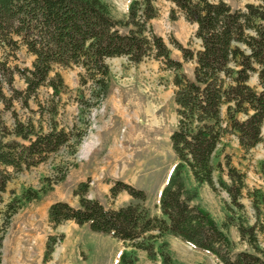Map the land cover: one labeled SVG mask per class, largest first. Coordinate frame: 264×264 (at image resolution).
<instances>
[{"label": "trees", "instance_id": "obj_1", "mask_svg": "<svg viewBox=\"0 0 264 264\" xmlns=\"http://www.w3.org/2000/svg\"><path fill=\"white\" fill-rule=\"evenodd\" d=\"M167 1L187 22L196 25L194 37L201 48L192 52L177 45L183 60L194 62L192 79L186 77L181 62L170 57L167 45L150 27V21L158 16L155 0H131L125 20L115 19L103 0H0V45L15 50L20 44L33 57L31 68L18 70L25 84L23 92L13 91L10 79L7 81L15 98L23 95L27 102L42 87L59 97L64 84L60 74L54 72L56 66L82 70V84L90 83V96L94 98L91 107L99 106L108 94L107 59L125 57L129 63L139 64L151 57L174 73L177 124L169 142L177 163L159 196L160 215L150 214L143 190L113 183L109 190L112 198L126 192L133 202L108 209L97 200L86 198L88 184L80 183L73 192L79 198L78 206L54 202L48 208V221L52 228L67 221L87 225L93 233L145 252L149 260L160 257L161 264H174L161 245L156 247V241L164 235L212 255L218 264H264V247L258 241L262 230L257 225H236L239 238L249 251L233 253V243L224 228L206 210L193 204L200 186L215 190L217 185L232 205L241 207L245 175L227 164L228 181L222 176L213 179L212 158L225 135H234L244 152L258 144L264 146V0L245 5V10H232L222 0ZM254 74L259 89L248 84ZM0 96L4 98L1 90ZM79 106H84L82 99ZM49 112L54 115L56 109L51 107ZM46 125L45 131L42 123H14L8 133L12 138L3 141L4 135L0 139V193L6 191L14 174L45 162L61 148L69 147V155L74 156L88 127V123H83L81 130L76 125L65 129L53 116ZM185 172L195 187L186 186ZM261 173L264 180V163ZM43 192L26 189L6 204L0 226V264L11 217L25 204L40 201ZM256 199L264 209V196L256 194ZM62 239L63 235L47 237L44 264ZM136 261L133 251L124 250L118 264Z\"/></svg>", "mask_w": 264, "mask_h": 264}, {"label": "rangeland", "instance_id": "obj_2", "mask_svg": "<svg viewBox=\"0 0 264 264\" xmlns=\"http://www.w3.org/2000/svg\"><path fill=\"white\" fill-rule=\"evenodd\" d=\"M103 1L110 6L115 19L125 20V5L128 0ZM222 1L232 10H245L247 4H259L258 0ZM154 5L158 16L150 21L153 33L163 39L170 50V57L181 62L184 74L192 79L194 62L184 61L177 45L192 52L198 51L201 46L200 41L194 37L196 26L187 22L183 14L167 0H155ZM121 32L124 33L125 29H121ZM32 61L33 57L24 46L19 44L13 50L0 45V70L3 71L0 74V90L4 96H0V139L4 135L6 137L3 141L12 138L8 133L12 131L14 123H42L46 131V123L51 116L65 129L76 125L81 130L84 128L83 123H88V127L74 156L69 155V147H64L57 153L50 154L45 162L13 175L6 191L0 193V226L6 204L19 197L22 191L43 189L40 200L43 204L61 201L78 206L79 198L73 192L80 183L88 184L86 198L97 200L108 209H116L133 202L126 192L112 198L109 190L113 183L121 182L143 190L146 195V208L151 215L159 216L160 191L177 163L169 142V136L177 124L173 101V71L151 57L139 64H131L121 59L108 60V94L99 106L91 107L94 102V98L90 96L91 86L90 83L82 84L83 72L78 67H54V72L60 74L64 84L59 97H55L48 87H42L36 97L27 102L23 95L15 98L7 81L10 79L13 91L23 92L25 84L18 75V70L31 68ZM248 84L259 89L255 74L251 76ZM80 99L84 101L82 108L79 106ZM51 107L56 109L54 115H50ZM221 115L225 116L224 108ZM90 147L94 148L88 154ZM121 157L124 161L118 159ZM262 163V144L244 152L234 135H225L212 158L215 168L213 179L216 181L218 176H222L223 180L228 181L227 164L244 174L246 188L240 200L241 207L232 205L226 193L217 185L215 190L207 185L200 186L198 197L193 201V204L206 210L218 226L224 228V233L233 243V253L249 251L248 245L239 238L236 227L238 223L244 226L257 225L262 230L258 234V241L264 247V209L261 204H257L256 199V194L264 196ZM184 177L187 187L196 186L187 172ZM27 204L15 215L27 214L23 210ZM14 216L11 217L9 225ZM37 217L40 219L39 213ZM77 234L88 255V260L83 264H102L106 253L115 252L116 240L107 235L89 232ZM159 245L170 254L174 264H218L212 255L171 235L159 238L156 247ZM119 249L121 253L124 250L133 251L137 259L135 264H161L160 257L149 260L145 252L133 250L129 243L119 242ZM69 250L67 255H63V252L54 254L50 264H75V248ZM80 257L85 259L83 254Z\"/></svg>", "mask_w": 264, "mask_h": 264}, {"label": "crops", "instance_id": "obj_3", "mask_svg": "<svg viewBox=\"0 0 264 264\" xmlns=\"http://www.w3.org/2000/svg\"><path fill=\"white\" fill-rule=\"evenodd\" d=\"M130 1L131 0L127 1L125 9H128ZM115 59L127 61L125 57H118L107 59L106 62ZM93 148L94 147H90L87 153L90 154ZM118 159L124 161L122 157ZM40 203L42 202L28 203L26 207L23 208L27 214L22 216L17 214L14 216L9 228H7L2 243L1 264H44L43 256L47 237L49 235H63V239L56 245L51 259L45 264H50L54 254L58 255L63 252V255H67V251H70L69 249L71 248H75V264H83L86 262L88 260V255L85 251L86 248L82 247V241L77 236V233L81 232L86 234V232H89L92 234L93 232L91 233L87 225L78 226L71 221H67L56 228H52L48 221V208L52 203ZM38 213L40 214V219L37 217ZM110 239L113 238L110 237ZM113 240L115 241L116 239ZM115 242L117 243L114 249L115 252L111 254L106 253L103 259L101 258L102 264H118L121 250L119 249V241L116 240ZM80 254H83L85 259L80 257Z\"/></svg>", "mask_w": 264, "mask_h": 264}]
</instances>
